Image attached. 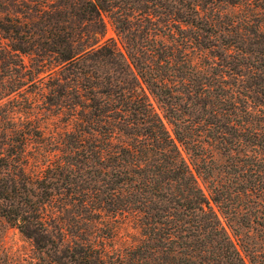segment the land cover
Returning a JSON list of instances; mask_svg holds the SVG:
<instances>
[{
  "label": "trees",
  "instance_id": "trees-1",
  "mask_svg": "<svg viewBox=\"0 0 264 264\" xmlns=\"http://www.w3.org/2000/svg\"><path fill=\"white\" fill-rule=\"evenodd\" d=\"M253 3L0 0V212L39 264H264V22L219 10Z\"/></svg>",
  "mask_w": 264,
  "mask_h": 264
},
{
  "label": "rangeland",
  "instance_id": "rangeland-1",
  "mask_svg": "<svg viewBox=\"0 0 264 264\" xmlns=\"http://www.w3.org/2000/svg\"><path fill=\"white\" fill-rule=\"evenodd\" d=\"M224 8L225 10H222L220 8L219 9L220 12H223L224 14L229 15V16L235 15V17L238 18L237 19L238 21L240 20V18H246V17L251 18L252 17L255 20H259L258 22L262 24L264 22V14L254 7V3L251 5H243L241 7L225 6ZM213 12L214 14L217 15V12L213 10L212 5H208L206 6L205 12H203L202 15L203 16L206 15L209 17L211 16V18L217 19V17H214L211 15L213 14ZM105 21L107 23V37L114 38L120 44V46H122V43H121L122 39L118 37L117 32L115 31V28L112 26L107 16H105ZM183 28L186 29L185 35H187L191 30H194L192 27H188L185 25H183ZM25 61L26 63H28V58H26ZM46 76L47 75L44 74L40 78H43ZM45 80L47 81L48 77H46ZM32 89H35V88H32ZM148 95H149L150 101L153 104L155 110L162 117L167 129L173 135V127L171 126V124L168 122L166 118L167 111L164 105L150 92H148ZM40 109H41V106L33 110H25L24 111L25 113H21L20 116L23 120L26 118H29V120H36L38 119V116H40L42 119L39 122L40 125L42 127H46L45 136H60V133H62L63 128H64V125L59 122L60 118L54 117L50 113L43 116L42 110ZM181 149L192 171L197 177L199 184L201 185L205 193L210 197L208 181L197 170L196 163L198 162V159L196 157H193L190 153H187L183 147H181ZM215 159H216L215 164L216 166L219 167V169H217L215 173L218 175V177H220V179H223V180L224 178L227 179L228 178L227 174L223 172L224 165L226 164V157L221 152L216 150ZM213 205L218 210V207L214 203ZM222 219L225 220V218L223 217ZM115 225L118 229V236L115 241L117 245H123L125 243H130L132 241L139 240L141 236L139 225L137 224L136 220L133 217L120 219V221L115 222ZM253 232L255 236L256 235L261 236L260 238L255 237V240L258 243H260L259 245L263 246L264 240H261V238H264V227L256 226V229ZM234 239L238 241L236 237H234ZM39 257H40L39 253L37 252L34 246V242L31 239L27 238L24 234H22L17 227L10 225L5 219V217L2 215V213L0 212V264H39L40 262ZM258 259H261V258H258ZM247 260L249 264H252L249 261V259ZM45 264L47 263L45 262Z\"/></svg>",
  "mask_w": 264,
  "mask_h": 264
}]
</instances>
